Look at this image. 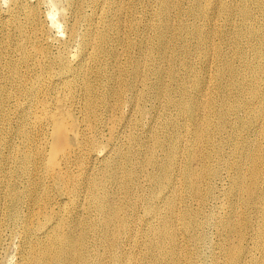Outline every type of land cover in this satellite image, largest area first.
<instances>
[{
	"label": "bare ground",
	"instance_id": "1",
	"mask_svg": "<svg viewBox=\"0 0 264 264\" xmlns=\"http://www.w3.org/2000/svg\"><path fill=\"white\" fill-rule=\"evenodd\" d=\"M40 1L8 0L5 14L0 8V118L8 122L0 127V198L3 193L10 200L13 221L20 211L31 217L16 228L12 221L3 223L7 218L0 210V248L8 231L20 239L17 264H197L200 251L191 241L207 238L200 203L193 202L192 212L175 206L181 192L176 185L186 186V204L191 190L198 195L202 179L214 198V186L224 189L239 214L238 238L219 243L211 264H264V119L240 122L232 114L245 108L247 115L255 103L264 112V63L255 65L236 44L247 75L221 46H212L219 59L217 76L238 94H226L220 82L216 94L205 95V79L191 84L187 73L194 51L209 59L210 33L194 36L192 48L191 39H181L184 31L196 34L200 25L182 21L185 9L177 0H148L145 7L155 21L131 25L129 16L137 14L131 2L64 0L67 36L57 45L45 33ZM201 1L192 0L190 15L205 16ZM209 1L213 5L215 0ZM219 5L224 18L233 20L235 39L253 40L256 57L264 58V29L251 23L249 0H220ZM259 9L264 15V2ZM148 31L154 46L145 49L142 34ZM72 44L77 48L73 57L67 50ZM114 64L118 73L109 71ZM140 76L153 97L175 109L177 116L168 118L165 127L176 131L163 137L148 124L132 130L136 125L125 107L149 115L140 105L146 92L135 90ZM191 120L197 126L196 143L186 145L184 126ZM217 128L227 134L221 154L226 178L216 159L208 163L199 144ZM149 130V137L141 136ZM228 142L231 155L225 158ZM160 148L166 151L163 157L156 153ZM184 148L192 150L180 164L177 156ZM192 161L200 167L194 169ZM217 225L226 232L236 229L231 214Z\"/></svg>",
	"mask_w": 264,
	"mask_h": 264
},
{
	"label": "rangeland",
	"instance_id": "2",
	"mask_svg": "<svg viewBox=\"0 0 264 264\" xmlns=\"http://www.w3.org/2000/svg\"><path fill=\"white\" fill-rule=\"evenodd\" d=\"M63 1V2H62ZM42 0L38 4L39 12H40V19L42 23L44 24L45 33L49 36L51 40H53L54 44H60L64 41V39L67 36V33L65 31V20H64V12L66 11L64 9L65 7V1L64 0ZM148 0H145L143 3H137L135 0H119L120 3H133L136 5L135 11L137 10V14L134 13L131 16H129L128 24H135L139 20L143 23L149 24L157 18L156 16H150V12L147 11L145 7V3ZM179 2V5L184 7L185 13L181 14L179 17L184 21L188 26L194 24V22H197L200 25V30L196 34H191L189 31H184L181 35V39H191V48L196 44V36L197 34L205 35L210 33L209 38L207 40V45L211 47L210 49V57L209 59H206L204 53H201L200 51H194L191 53V71L187 73L189 78L191 79V84L195 81L198 77H203L205 79V85L202 90V92L205 95H213L218 92L220 89L219 84L222 83V86L225 88L226 94L230 93L231 95H237L238 91L229 86V81L227 80H221L217 76V66L219 64V59L217 58V51L212 49V46H221L223 52L226 54V56L232 61V63L238 67L239 69H242L243 72L247 73V69L245 68L244 63L238 58V56L235 53V46L238 44L241 49L244 50L247 58L254 59V64L259 65L264 63L263 57H256L254 51H253V40L247 38V37H236L234 34V24L232 23L233 20H226L224 16L222 15L220 11V0H215L213 2V5L210 4L209 0H202L201 4L204 5V8L206 10L205 16L198 18L194 15H190L188 12L189 7L191 5L192 0H177ZM223 1H230V0H223ZM264 2V0H249V4L252 6L253 9V15L251 17V23L259 28L264 29V15L259 9V5ZM64 5V6H63ZM8 6V0H0V8L3 14L6 12L4 11ZM51 13V14H49ZM53 13V14H52ZM51 15L53 17H51ZM138 16V17H137ZM57 23H52L51 21ZM237 20V24L240 22V18H235ZM59 22V26H58ZM228 31L226 39L222 37L223 31ZM136 33L132 30L131 37H134ZM153 35L152 31H148L145 34H142V39L144 44V48L148 49L149 47L154 46V42L150 40L149 38ZM148 39V40H147ZM70 53V56L73 57L74 54H76L77 48L76 44H72L67 49ZM55 51V49H54ZM133 54H135V51H132ZM154 56L156 57V63L158 61V55L154 52ZM137 58V56H135ZM142 60H144V57L141 56ZM110 72L118 73V68L116 65H112L109 68ZM263 74V73H262ZM247 75H250L247 73ZM154 77H151V81L154 80ZM98 82V80H97ZM97 86L102 88L100 84L97 83ZM138 89H144L146 92L144 97V103L141 102V106H146L147 110L149 111V115L146 117H142L137 112L130 111L125 107V110L127 112V119H129L131 122H133L136 125L135 129L137 130V127H141L143 125H149V128H153L156 130L157 133L162 135L164 137L165 133L169 130L176 131L175 128H166L165 122L168 118H174L177 116V113L175 109L173 108H166L161 102H159L155 97L151 94V88L145 84L144 79L142 76L138 79V88L136 86V91ZM196 91V90H193ZM259 107L258 104H253L248 107V114L244 115L245 108H239L232 112V114L239 116L243 120H255L256 118L264 119V112H258L256 108ZM217 109L218 107H213ZM212 107L208 106V110H211ZM15 112V111H14ZM78 115V113H77ZM14 118V113H13ZM218 121V118L215 119V122ZM12 125L16 126L13 122V119L11 120ZM8 122L6 120H2L0 118V127L1 126H7ZM197 126L195 125L194 121L191 120L190 122L186 121V125L184 126L185 129L189 131V137L186 145H191V143H196L194 140V130ZM200 129H205L206 125H199ZM149 132L141 134V136L147 138L149 137ZM227 136L226 133L223 135L220 132V129H216L213 131V134L210 138L205 137L203 141L199 142L201 145V150L208 154V163L210 164L213 159L217 160V166L219 170L221 171V176L226 178V175H228V167L224 161V159L221 157V154L223 153V145H222V137ZM11 143L13 145H19L20 143L18 141H14V139H11ZM191 148H184L182 149L177 156V160H180V164H185L187 161L188 153L191 151ZM165 149L160 148L157 150V155L163 157L165 154ZM231 155V146L229 142L225 144L224 146V156L225 158H228ZM141 156V154L137 153L136 157ZM191 166L194 169H198L200 167V164L197 161H192ZM204 173H208V169L204 170ZM176 188H180L181 192L178 194V198L176 200L175 206H181L182 208H186L190 210L191 212L195 210V206L193 202H199L200 203V220L204 221V226L202 230L206 231L207 238L204 240H201L199 242L191 241V245L197 246V248L200 251V256H195L197 264H211L213 260V253L218 250V244L229 242L231 239L238 238V232H237V223L239 220V214L236 212L235 209L231 206L229 202V197L224 189H219L217 186L213 188L214 194L216 198L209 195L207 183L204 182L202 179L199 183L198 187V195H195L193 191L191 190V201L188 203L183 202L184 197H188L187 194H185L186 186L183 183H178L176 185ZM173 195L168 196L166 201H171ZM138 206L141 208L143 207V204H141V201H137ZM0 210L1 215L5 218H7L6 221L3 223L12 221L14 223V227L19 228V226L25 222V220H29L31 217L28 214H25L24 212L20 211V218L17 221H13L9 218V211L8 207L10 206V200L4 197V194L2 193L0 198ZM165 205H162V208H164ZM231 214L232 217V224L236 227L235 230H228V232L224 231L220 226L217 225V220L220 218H223L225 216H228ZM7 234L4 236V240H2V247L0 248V264H17V262L20 259V239L18 237V234L10 235L9 232H6ZM145 234L146 236H151L153 233L151 232L150 227L145 228ZM249 242H252L251 239H249Z\"/></svg>",
	"mask_w": 264,
	"mask_h": 264
}]
</instances>
